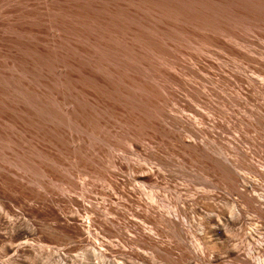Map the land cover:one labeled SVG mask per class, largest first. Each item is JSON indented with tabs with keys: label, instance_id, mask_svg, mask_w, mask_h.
Instances as JSON below:
<instances>
[{
	"label": "rangeland",
	"instance_id": "obj_1",
	"mask_svg": "<svg viewBox=\"0 0 264 264\" xmlns=\"http://www.w3.org/2000/svg\"><path fill=\"white\" fill-rule=\"evenodd\" d=\"M244 41L254 48L248 50L251 57L258 59L264 53V0H0V261L10 258L9 247L15 241L24 242L23 238L31 235L29 242L33 245L29 244L28 254L26 251L18 254L16 264H97L86 254L89 246L82 247L78 239L66 240L64 234L53 232L54 222L38 214L45 211L46 203L54 197L62 216L80 221L89 216L84 207L99 208L104 199L124 203L129 220L149 234L154 232L152 236L171 248L158 257L150 250L101 233L98 225L90 226L91 242L100 249L101 245H110L107 260L114 264H243L215 249L218 237L211 223L198 224L206 215L213 214L207 208L209 204L214 203L218 210L222 206L224 209L227 202L240 206L238 198L222 186L216 170L207 167L202 158L188 156L178 140L175 142L158 127L156 130L145 121L117 120L111 113L96 112L87 102L85 90L99 98L107 94L83 69L89 66L103 74L102 62L125 71H137L142 66L144 72L151 74L140 77L147 79L151 93L161 98L160 106L168 105L169 114L184 121L189 129L184 132L174 128L175 135L188 140L193 138L190 136L195 128H207L211 138L199 135L196 141L207 137L216 148L221 141L230 160H235L234 147L242 150L251 147L252 151L255 148L251 161L264 168V120L262 127L253 123L249 126L252 118H248L244 109H258L264 115V103L258 101L260 108L255 109L252 102L244 107L241 95L237 96L239 102L231 100L239 93L234 76H253L238 54L247 50L235 44ZM152 74L159 77L156 79ZM162 94L165 98L158 96ZM20 106L32 115L23 120L17 113ZM66 106L71 108L70 112L63 110ZM200 115L204 121H200ZM47 123H54L55 130L47 129L44 126ZM212 135L219 137V141L213 140ZM132 139L139 141L142 147L139 153L131 146ZM113 140L118 145L115 151L111 148ZM52 143L55 146L51 147L57 151L50 148ZM106 150H110L109 154ZM94 151L97 155L100 152L99 156L105 160L114 159L123 165L136 163L145 170L150 166H157L158 170L160 165L159 174L163 176L156 179L157 188L152 189L148 187L151 185L134 179L131 170H115L107 163L99 165ZM150 151L165 162L155 165L157 161L153 159L144 161ZM234 170L240 176L245 174ZM106 171H113L111 180L124 181L125 188L133 189L134 195L144 202H150L147 197L154 193L155 205L164 212L185 207L186 216L180 219L190 232L188 240L164 226L163 229L162 225L159 227L162 231H158L155 226L133 218L131 210L135 207L100 178V173ZM258 186L256 193L264 198V181ZM198 193L212 195L210 200L214 201L205 200L199 206V211L204 210L193 213L181 202ZM69 197L80 206L69 201ZM254 216L245 212L244 226L228 227L231 230L227 228L228 233L223 235L226 245L244 252L249 264H257L254 256H248L253 253L251 248L258 242L264 243V220ZM115 221L122 224L121 220ZM124 231L127 236L136 237ZM248 232H253V237L247 236ZM16 236L22 241H17ZM189 244L201 246L205 259L198 261L188 256L192 249ZM216 252L224 257L215 260Z\"/></svg>",
	"mask_w": 264,
	"mask_h": 264
},
{
	"label": "bare ground",
	"instance_id": "obj_2",
	"mask_svg": "<svg viewBox=\"0 0 264 264\" xmlns=\"http://www.w3.org/2000/svg\"><path fill=\"white\" fill-rule=\"evenodd\" d=\"M239 42H241V41H239ZM235 44H237L241 48L247 50V52L244 51V52L238 53V54H240V57L243 61V65L245 66V68L247 67V68H250L252 70L253 76L247 75V74H242V75L239 74V75L234 76V80L236 81V83L239 87V89H238L239 93H238V95H236V98H235V94H237V93H235L234 97L233 96L231 97V100L234 102H239L240 100L239 101L237 100V96L240 97V95H241L242 96L241 98L243 100L242 104L244 105V107H245V105L246 106L251 105V102H252L255 109L260 108L259 103L261 101H262V103H264V59L262 60L260 57L264 58V55H263L264 53L261 52L263 54H260V57H259L260 59L259 58L257 59L256 57L253 58L248 54V50L250 52V51H253L252 49H254V48H252L253 47L252 45H250L247 42H245L243 44H238V43H235ZM259 50H261V49H259ZM233 52H234V50H233ZM258 53H259V51H258ZM100 67L103 70V74H100V73H97L96 71H93L89 66L84 67L83 73L86 76L92 78L100 88L104 89L107 96L99 98V97H96L94 93H92L88 90H85L87 102L98 113H101V112L111 113L114 115V117L117 120H122V119L126 118V119H129L130 121H133L134 123H136L137 121H145L150 126L156 127V130L158 127L159 129H161V131L168 132L172 138L176 139L175 142L179 141V143L181 144V146L183 148V151L187 152L188 156L190 155L193 158H202L204 164L207 167H211L212 171H214V169H215L216 172L221 177V179H220V177H219V179H220V181L222 180L220 182V183H223L222 186L224 185L225 189L230 191V193H232L233 195H235L238 198L240 206L234 205V204L232 205V204H230V202H227V203L224 202L225 203L224 209H222V207H223L222 206L223 204H222L221 205L222 207H220L221 209L218 210L215 207H213L214 203L211 204L212 206L210 204L208 206L207 205L208 203H206V205L208 206V207L207 206L206 207L207 208L210 207V210H211V212H213V214L212 215L209 214L211 216L206 215L207 217L202 218V221H199L200 220V218H199L198 224H201V222H202V224H203V222H204V224L211 223V225L214 227V230L217 233L218 239L216 241H214L216 248L214 246L213 247L220 254H226V255L228 254V256L230 255L234 259L241 261L243 264H249V262L246 259V256L244 255V252L243 253L240 252L238 250L239 248L236 249L235 246H234V248H229L230 246L226 245V240L224 239V236L228 233L229 230H231V228L229 229L228 227H233V226L238 225V224L241 227L243 224H245L243 222V217H242V215L245 212L246 213L252 212L256 215V216H254L255 218L257 216H259L260 219L264 220V198L262 197V195L256 193V191L258 190L257 188L260 187V186H258L259 182L264 181V168L261 167L260 163H258L259 165H256L255 163H253L251 161V156H250L251 154H253V151L256 149L254 148V150L252 151L250 145H249L250 148H246V150L245 149L242 150L241 148L234 147L235 150L237 149L235 154H234L235 160H230L225 156V153L223 152L224 150L222 147L224 145L221 141L219 142L220 144H218L219 147H217V148L214 147L213 144H215V143H213L212 140H211L212 143H211L210 139L208 141V138H211V135H210L209 131H207V128L206 129L195 128L194 131L191 130L192 136H190V137H193L192 139L187 138L188 140H185V138H183V137L180 138L178 135H175L172 132V129L177 128V130H178L181 128L180 131L184 130V132H186V131L189 132V129H188L187 125H185L184 121H177L178 119L176 120L173 115L169 114L170 110L168 111L167 110L168 108H166L168 105L163 106L164 105L163 104L162 106H160L161 98L159 100V98L156 95L154 96L153 93H151V91H150L151 85L149 84L147 79L143 80L142 77H140L141 75L147 76L146 73H148V72L147 71L144 72V70H143L145 68H143L141 66L137 71H133V70H126L125 71V70H122V68H117V67H114V66L109 65V64L104 63V62H102L100 64ZM154 73H156V70ZM150 74H151V72H150ZM150 74L148 73L149 76H150ZM153 76L155 77V74ZM151 78L154 79L153 77H151ZM164 90L167 92V94H170V92H169V90H167V88H165ZM165 91H164V93H165ZM159 94H161V93H159ZM158 96L164 97L165 95H163V96L158 95ZM258 101H260V102L258 103ZM158 106H159V108L157 110H155L156 107H158ZM169 108H171V107H169ZM244 109H246L245 111L248 113V116H249L248 118L249 119L252 118L251 122L248 121L249 126H251L252 123L255 125H259L260 127L263 126L262 124L264 121L262 122V120H264V119H262V118H264V117H261V116H264V115H261L257 111L258 109L251 110V108L248 109L246 107ZM261 109L263 110V108H261ZM63 110L70 112L71 108L69 106H66L63 108ZM17 111H18L17 113L19 115L23 116V118H24L23 120H25V117L27 115H32L31 111L27 110L24 106H20L17 109ZM85 113L87 114L88 111H85ZM4 115H8V114L5 113ZM198 117H200V119H201L200 121L205 120L204 116H202V115H200ZM135 118H138V120H135ZM245 124L247 125V123H245ZM104 125H105V121H104ZM199 125H201V124H199ZM44 126L49 130H55L54 123H49L48 125H44ZM106 126H107V124H106ZM252 126L254 127V125H252ZM244 129H246V128H244ZM177 130H174V131H177ZM258 130H260V129H258ZM263 130H264V127H263ZM168 133H167V135H168ZM212 133L213 132H211V134ZM64 135H66V134H64ZM199 135H201V136L207 135L208 138L206 137L207 138V140H206V138L204 137V139L202 138L203 140L201 139L200 141H196L195 139L200 138ZM217 136H219V135H217ZM213 137H215V136H213ZM218 138L216 139V137H215V139H213V140L219 141ZM144 139H147V137ZM135 140H136V138H135ZM113 141H115V140H113ZM246 141H249V140L245 139V142ZM128 142H129V138H128ZM137 142H139V141L135 142V141H133V139L130 140V143H131V146L133 147V149H135V151H137L139 153V150L142 147H140ZM214 142H216V141H214ZM253 142H251V144ZM153 143H155V142L153 141ZM221 143L223 146H221ZM54 144L53 143L49 144L50 148L55 149L56 147L55 148L51 147V145H54ZM47 145H45L44 147H46ZM56 145L58 146V143ZM116 145H117L116 141H115V143L111 142V148L114 149L113 151L118 149V148H116ZM231 146H233V145H231ZM69 147H70V145H69ZM117 147H118V145H117ZM158 147H159V144H158ZM50 148H48V149H50ZM109 149H110V147H109ZM43 150L45 151V149H43ZM96 150H98V149H96ZM52 151H54V150H52ZM106 151H107V153H108V151L110 152V150H106ZM150 152L151 153H149V155H148V153H146L148 157H146L144 159V161L148 158H149V161H151L150 159H153V160L157 161L156 163H154L155 165L157 163L159 165V164H163V162H165L162 159L163 157L161 158V157H159V155L155 154L156 152L155 153H153V151H150ZM93 153H95V151ZM55 154H57V153H55ZM100 154L101 153L98 152V155L96 154V156H95L96 157V160H95L96 163H98L99 165H104L107 163V164H109L108 167L111 166L115 170L116 169H118V170L119 169L131 170L132 172L135 173L134 179H136L140 183H145V184L151 185L148 187H154L152 189L157 188V187H155L157 184L156 179L159 178L160 176H163L162 174L161 175L159 174V169L162 168V166H160V165L158 167L159 168L158 170L156 169L157 166H156V168L150 166L146 170L144 168H142V169H144V170H142L140 168L141 166H139L140 164L138 165L136 163L135 164H127L126 163L127 165H123L120 162L115 161L114 159L112 161H110L108 159L105 160L104 159L105 157L101 158L99 156ZM108 154H105V155H108ZM101 156H103V153ZM110 156L112 159L113 158L112 155H110ZM107 157L109 158V155ZM200 161H202V160H200ZM163 166H165V164ZM104 168H105V166H104ZM104 168H102V169H104ZM107 168H105V169H107ZM235 168L239 169L241 171H244L245 174L243 176L238 175L237 173L234 172ZM209 171H210V169H209ZM112 174H113V171H106L105 173L101 172L100 178L101 179L103 178L105 180V182H107L109 184V186L112 188L114 193L119 195L120 198L124 199V201L128 202L131 206L135 207V209L131 208L132 209L131 210L132 211L131 216L133 218L138 219L144 223L151 224L152 226H155L156 227L155 230H158V231H162L161 229L164 226L169 231H172L173 233H178L179 237L181 239H183L185 241L188 240L187 235H190V232L186 230L187 227L185 228V225H186L185 221H182V219H180L181 216H183V217L186 216L185 211L183 209L185 207H183V208H181L180 206L176 207L177 206L176 205L175 206L176 208L174 210H170V209L168 210L167 209V211L164 212V211L160 210V208L158 209V206L155 205V203H154L155 202V200H154L155 194L154 193H151L149 195L147 194L148 195L147 198L149 199L150 202H148V203L144 202V200L142 201L140 198H137L134 195L135 191H133V189L128 190L127 188H125L124 181L118 182L117 180H111L110 176ZM17 175H19V174H17ZM249 175L251 177H249ZM191 196L192 195L189 196L190 197L189 200H184V202L182 201L181 203H183L184 206L187 207V210L190 208L188 211H192L194 213V212H200L202 209L204 210V208H201V210L199 211V208L201 207L200 204L202 202H204L205 200H208V199L210 200L212 195H205V194H199L198 193V194H193L192 197ZM175 198H177V197H175ZM178 198H179V195H178ZM178 198H177V200H178ZM68 200L71 201L73 204L75 203V205H77L78 207L80 206V203L78 204L74 199H71L69 197ZM212 201H214V200H212ZM48 202H49V204L47 205V203H46L45 211L43 210V212L41 211L38 214H40V216H42L45 219L50 218L51 221L54 222L53 223L54 225H52L53 227L50 225L52 227L53 232L56 231L58 233V231H59L60 233L64 234V236H62V237L66 238V240H67V238L78 239L77 242L82 247L89 246L90 249L86 250V254L90 257V260L91 259L97 260V264H114V263L107 260L108 254L106 251L112 250V247L110 245H107V246L101 245V247H103V248L100 249L99 245H97L95 242H91L90 226H93V225H98V229L100 230L101 233H104V234L109 235V236H113L114 238L117 237V238L121 239V241H124V243L133 244L134 246H136L140 249L150 250L153 254H155V256H158V257L163 256V253H167L171 249V248L169 249V247H167L166 245H162V243H160L159 240H157L155 238L156 236L155 237L152 236L154 232L152 234L151 233L149 234V232L148 233L145 232L139 225L133 223L132 220H129L127 218V216L125 215V212H124V207H126V205L124 203L119 202V201L114 202V201H109V200L104 199V201L100 203L99 208L84 207L87 214L89 215L88 217H86V221H80V220L76 219L75 217L66 218V217H64V215L62 216L58 207L57 208L55 207L56 203H57V199H54V197L49 199ZM128 203H127V206H129ZM233 203H235V202H233ZM202 205H204V203H202ZM227 213H229V215ZM110 216L113 217L115 220H119V221L121 220L122 224L121 225L118 224L117 221H115L112 218H109ZM188 216H190V215H188ZM50 219H48V220H50ZM189 219H190V217H189ZM249 219H251V218H249ZM160 226L162 227L161 229L159 228ZM205 226H207V225H205ZM208 226H207V228H208ZM197 228H200V227H197ZM227 228H228V231H227ZM203 229H205V228L203 227ZM211 229H209V231ZM124 230H126L127 232H129L133 235H136V237L131 238V237L127 236V233ZM151 230H152V228H151ZM169 231H167V232H169ZM248 231H249V229H248ZM30 232H29V234H30ZM254 232L256 233L257 230H255ZM252 233L253 232H250L249 235H247V236H250V234L252 235ZM194 234H195V232H194ZM194 234H192V235H194ZM214 235H216V234H214ZM255 235H257V234H255ZM30 237H31V235L23 238L25 240L23 242L22 240H20V238H21L20 236H16V240L17 241L20 240L22 242L16 243V241H15L16 244L14 243L9 247V252L11 253L10 258L7 259L6 261H0V264H16L18 254L20 255V253H22V252L24 253L25 251L28 254L27 250L30 247L29 244H32V243H30L31 241L29 242V240L32 239ZM252 237H253V235H252ZM200 241H202V240H200ZM190 245L191 244H189V246ZM191 246H192V249L189 252H187L188 253L187 255L192 257L195 260H198V261L204 260L205 259L203 257L204 254L202 255V253L204 251L202 250V253H201V249H200L202 247L199 245H195V244H192ZM209 248L211 249L212 247L209 246ZM252 250H253V253L252 252H251V254L249 253L250 255H248V256H251V257L254 256L252 258L255 259L257 264H264V256H263L264 255V243L258 242L255 245V247L251 248V251ZM215 251H213V252H215ZM30 252H31V250H29V254H30ZM219 253L216 252V254L213 256L215 260H216V258L218 260H220V256L224 257L223 255H220ZM197 263H199V262H197ZM221 263H222V261H221Z\"/></svg>",
	"mask_w": 264,
	"mask_h": 264
}]
</instances>
